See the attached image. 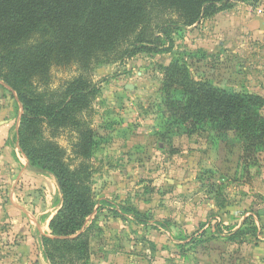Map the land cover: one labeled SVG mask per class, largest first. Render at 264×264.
Here are the masks:
<instances>
[{"label":"rangeland","instance_id":"obj_1","mask_svg":"<svg viewBox=\"0 0 264 264\" xmlns=\"http://www.w3.org/2000/svg\"><path fill=\"white\" fill-rule=\"evenodd\" d=\"M262 1L244 5L256 12L264 10ZM212 20L174 33L178 56L197 81L261 96L264 87H258L264 68L257 52L232 53L219 46L221 40L210 37ZM170 59L166 54L140 55L87 70L76 64L53 67L48 84L40 87L49 94L60 93L68 82L83 76L98 91L90 111L82 115L95 132L89 165L98 208L92 218L90 264H264V149L246 162L241 159L239 142L231 136L185 135L171 125L158 67ZM261 113L264 116V108ZM43 136L49 137L50 132L44 130ZM74 138V133L63 132L53 139L65 150L71 166L78 163L72 151ZM33 173L42 180L33 192V203L17 198L21 210L16 209L13 219L5 215L0 223V259H8L2 264H46L39 244L27 250L21 244L39 234L30 232L32 220L40 232L49 235L45 220L54 215L60 197L52 175ZM102 200L111 205L102 206ZM123 206L145 214L151 224L168 221L169 232L153 225L136 227L116 217L113 210ZM14 220L22 222L27 232L11 229ZM250 224L257 235L247 236L244 244H231L222 237L234 227L250 228Z\"/></svg>","mask_w":264,"mask_h":264},{"label":"trees","instance_id":"obj_2","mask_svg":"<svg viewBox=\"0 0 264 264\" xmlns=\"http://www.w3.org/2000/svg\"><path fill=\"white\" fill-rule=\"evenodd\" d=\"M257 1L0 0V83L15 95L17 150L29 170L55 178L60 197L48 222L49 235L40 239L46 264H90V241L95 232L92 218L98 208L89 165L95 132L82 119L98 91L90 80L79 76L60 93L49 94L40 87L48 84L50 70L74 64L87 70L140 55H170L167 65L158 66L170 124L185 135L231 136L240 144L241 159L253 161L264 149V98L195 80L174 49L173 35L237 4ZM44 130L50 132L49 137L44 138ZM63 132L75 134V166L53 140ZM100 203L111 205L106 200ZM113 211L136 227L153 225L165 232L171 227L168 221L151 224L149 217L130 206ZM250 226L252 229L238 228L222 237L244 244L247 236L257 235L255 226Z\"/></svg>","mask_w":264,"mask_h":264},{"label":"crops","instance_id":"obj_3","mask_svg":"<svg viewBox=\"0 0 264 264\" xmlns=\"http://www.w3.org/2000/svg\"><path fill=\"white\" fill-rule=\"evenodd\" d=\"M262 6H264V0ZM211 25L213 29L210 37L214 41L220 39L219 46L224 45V49L232 51V53L233 51L246 54L257 52L256 56L259 58L260 65L264 68V13L257 14L251 7L240 4L231 11L216 14ZM262 74H264V71ZM259 81L262 84L258 85V89H262L264 80L260 79ZM10 93L0 83V223L5 219V215L13 219L15 213H17L16 209L21 210L20 206L16 204L18 199L19 201H22V199L29 200L33 203V192L42 181L41 177L27 168L25 159L17 150L15 133L18 126V114L15 97ZM263 93L261 91L260 94L264 97ZM50 218L45 220L46 228ZM30 223L33 224L30 232L38 231L39 234L38 236L32 235L31 237L30 235L25 238L21 244L23 250H27L35 244H39L40 247V239L45 236L44 232H40L37 221L32 220ZM23 227L25 226H22V222L19 223L15 220L11 222V229L17 231L16 233H26L27 231ZM238 228L234 227L231 231L233 232ZM48 231L47 229V234ZM229 243L234 244L233 242ZM7 261V258L0 259V264ZM21 261L25 262V260Z\"/></svg>","mask_w":264,"mask_h":264},{"label":"built area","instance_id":"obj_4","mask_svg":"<svg viewBox=\"0 0 264 264\" xmlns=\"http://www.w3.org/2000/svg\"><path fill=\"white\" fill-rule=\"evenodd\" d=\"M256 12H257V14H263L264 13V10L263 9H259Z\"/></svg>","mask_w":264,"mask_h":264}]
</instances>
